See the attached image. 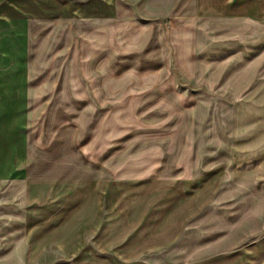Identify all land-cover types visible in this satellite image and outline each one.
Returning <instances> with one entry per match:
<instances>
[{
	"label": "crops",
	"instance_id": "0c3cea01",
	"mask_svg": "<svg viewBox=\"0 0 264 264\" xmlns=\"http://www.w3.org/2000/svg\"><path fill=\"white\" fill-rule=\"evenodd\" d=\"M196 3L169 19L170 64L151 76L179 114L153 152L168 165L116 206L138 225L118 264H264V0ZM2 158L0 264H113L112 186L96 169L53 177L24 154L16 174Z\"/></svg>",
	"mask_w": 264,
	"mask_h": 264
},
{
	"label": "rangeland",
	"instance_id": "374dc122",
	"mask_svg": "<svg viewBox=\"0 0 264 264\" xmlns=\"http://www.w3.org/2000/svg\"><path fill=\"white\" fill-rule=\"evenodd\" d=\"M196 4L0 0L1 161L16 174L24 154L54 169L53 177L83 178L96 169L99 183L112 186L113 264L138 229L135 209L126 221L116 212L120 198L136 197V184L168 165L153 152L166 145L179 112L151 76L170 64L169 19L192 15ZM154 166L161 169L153 175Z\"/></svg>",
	"mask_w": 264,
	"mask_h": 264
}]
</instances>
